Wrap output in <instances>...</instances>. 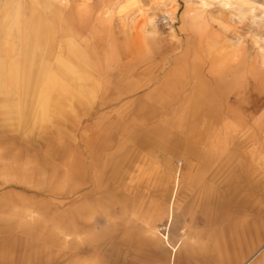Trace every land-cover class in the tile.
I'll return each instance as SVG.
<instances>
[{"label": "rangeland", "instance_id": "obj_1", "mask_svg": "<svg viewBox=\"0 0 264 264\" xmlns=\"http://www.w3.org/2000/svg\"><path fill=\"white\" fill-rule=\"evenodd\" d=\"M0 61V264H258L264 0H0Z\"/></svg>", "mask_w": 264, "mask_h": 264}, {"label": "bare ground", "instance_id": "obj_2", "mask_svg": "<svg viewBox=\"0 0 264 264\" xmlns=\"http://www.w3.org/2000/svg\"><path fill=\"white\" fill-rule=\"evenodd\" d=\"M28 37L29 36H27V35L25 36V39H26V40L24 39V42H25L24 43L25 44L24 47L25 48H24V51L23 52H24V55H25V58H26V63H27V60L28 59H30V61L33 60L32 63H34L35 62L34 61V58H36V55L33 52V51H35V50H33L34 49V45L31 43L30 37L29 38ZM35 64H33V65L31 64L32 67H34ZM4 65L5 64L0 63V73H1V77H0V93H2V94H4V92H12L14 90L15 91L18 90L17 89V86H16V81H17L18 78L15 80V77H14L17 74L13 70H12V72H13L12 73L9 69H5ZM31 65L29 64L28 67L30 68ZM25 66H26V64H25ZM31 68L29 70H27L25 73H23V78L21 80L22 81V85L21 84L20 85H21L22 91L23 90H26L27 93L30 94L29 96L30 97L32 96V101H33L36 98H39L40 97V95L38 94L39 91H37L38 90V86H39L38 84H40V83H42L44 81L43 79H44V76L47 74L46 71L48 69H47V67L45 65H40L39 68H38V70H37V73H36L37 75H33V71L32 70H35V69H32L31 70ZM12 74H13V76H12ZM16 77H18V75ZM47 81H48L47 84H50L52 87L54 86L53 88H55L56 84L53 82V79L52 78L48 79ZM57 85H59V84H57ZM61 85H63V84L61 83ZM46 91H48V90H46ZM261 259L262 258H260L258 264L260 263V261H262ZM249 260L250 259H248L244 264L250 263Z\"/></svg>", "mask_w": 264, "mask_h": 264}, {"label": "crops", "instance_id": "obj_3", "mask_svg": "<svg viewBox=\"0 0 264 264\" xmlns=\"http://www.w3.org/2000/svg\"><path fill=\"white\" fill-rule=\"evenodd\" d=\"M0 63L4 64L3 61H0ZM158 234H159V237H160V241H162L163 244H164L166 247L170 248V250H171V255H170L169 264H173V261H174V253H175V251H176V247H171V246H170V244H169V242H168V236H167V235H162V234H160V233H158ZM263 247H264V246H263ZM260 251H262V248L258 249V251H256L251 257L248 258V259H250V260H249L250 263L255 259V257L259 254ZM260 258H262L261 260L264 261V253H263L262 255H260V257H258V259H257L256 261L259 262ZM248 259H247V260H248ZM247 260H245V261L243 262V264H244ZM262 261H260V263H261ZM250 263H248V264H250Z\"/></svg>", "mask_w": 264, "mask_h": 264}]
</instances>
